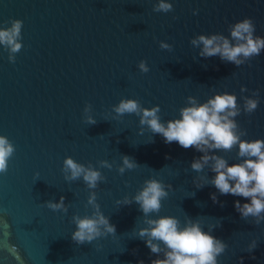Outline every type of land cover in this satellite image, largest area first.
Returning <instances> with one entry per match:
<instances>
[{
  "label": "water",
  "instance_id": "obj_1",
  "mask_svg": "<svg viewBox=\"0 0 264 264\" xmlns=\"http://www.w3.org/2000/svg\"><path fill=\"white\" fill-rule=\"evenodd\" d=\"M157 2L0 0V28L11 26L6 21H23L24 45L15 64L0 47V135L16 147L8 173L0 175V264H151L158 257L136 237L146 227L139 205L116 203L131 200L150 178L173 190L159 216L176 217L181 224L199 219L205 232L220 221L211 232L228 244L219 264H239L241 257L243 264H264V223L242 220L234 207L236 201H249L220 195L212 185L196 189L195 178L215 175L208 168L199 174L191 170L193 159L203 153L166 144L146 127L141 135L138 117L113 120L111 112L121 99H136L145 108L158 105L161 122H167L179 118L189 96L202 104L227 92L241 106L235 119L247 133L242 139L264 140V51L236 67L219 57L199 58L200 49L190 44L198 35L228 37L229 25L244 18L253 20L254 35L264 37V0H167L174 8L169 13L153 12ZM160 42L173 50H161ZM142 60L150 69L146 74L137 67ZM242 87L247 91L241 92ZM257 90L260 103L248 115L243 98H256L252 93ZM89 104L97 120L91 126L84 123ZM237 151L210 154L231 166L239 162ZM122 155L139 166L120 175ZM66 157L90 163L106 177L94 191L101 212L116 228L114 236L92 244L72 241L76 226L71 218L91 215L87 200L93 190L82 179L65 181ZM101 160L112 169L100 168ZM213 193L219 203H213ZM61 197L67 214L44 206ZM253 239L257 248L244 252Z\"/></svg>",
  "mask_w": 264,
  "mask_h": 264
},
{
  "label": "clouds",
  "instance_id": "obj_2",
  "mask_svg": "<svg viewBox=\"0 0 264 264\" xmlns=\"http://www.w3.org/2000/svg\"><path fill=\"white\" fill-rule=\"evenodd\" d=\"M153 12L169 13L174 11L172 3L167 0H158L153 5ZM198 10L193 11L197 15ZM175 19V17H174ZM5 24L10 27L0 28V47L8 52V62L15 64L16 55L20 53L24 45L22 41L23 21L10 20ZM229 36L222 34L198 35L190 40L193 48L200 49L198 57L208 59L219 57L222 62L231 63L240 67L259 56L264 51V37L254 35L256 28L251 18H244L242 21L229 25ZM161 50L171 52L172 45L160 42ZM141 73H148L147 62L142 60L138 64ZM247 89L241 88V92ZM256 98H243V112L251 115L256 111L259 101V91L252 93ZM186 107L179 110V118L161 122V109L154 106L145 108L136 99H121L112 107L113 120L122 118L125 115H135L139 118L140 133L143 134L145 127L152 135H160L166 144L178 143L183 149H195L203 153L202 156L194 158L190 168L196 173H202L205 168L215 173L214 177L198 176L193 183L196 189H202L207 185L214 186L220 195H232L248 200V203H234L235 210L244 221H251L259 226L264 223V140L256 139L248 141L242 139L247 133L242 131L236 122V117L241 114V106L237 103L234 94H216L205 103L189 96ZM91 105L84 108V123L91 126L97 124V120L90 114ZM107 121V120H105ZM119 142V141H117ZM150 142H153L152 139ZM149 142V143H150ZM238 148L237 160L229 166L228 160L220 155L210 154L213 152H231ZM15 145L5 136L0 135V175H6L9 170V161L14 158ZM122 166L117 172L123 175L126 170L131 171L139 165L134 158L122 155ZM170 159V157H166ZM100 168L112 169L113 165L107 160L98 162ZM66 182H74L82 179L90 191L87 205L91 206V215H73L71 220L76 226L72 233V241L77 245L92 244L101 238L114 236L116 228L110 223L100 210L96 202L95 189L106 177L92 164L87 166L76 162L71 157H66L61 169ZM38 180L39 173L34 174ZM173 191L170 184H164L156 178L144 181L142 188L136 192L130 200L128 197L118 200L116 203L121 206H128L132 203L139 205L143 213V227L138 230L136 237L145 242L150 253L158 258L151 261V264H219L218 258L223 256L228 249L221 239L211 235L214 227L220 226V221L210 225L205 232L199 219H186L183 224L173 216H159L162 209V201L168 199L169 192ZM210 198L213 203H219L215 193ZM53 212L67 214L68 207L64 203V197L59 202L48 201L44 204ZM223 207V204H221ZM158 218L153 219L151 216ZM258 246V241L253 239L244 252L252 253ZM162 257V258H159ZM255 259V256H251ZM138 264H144L141 260ZM239 264H243V257Z\"/></svg>",
  "mask_w": 264,
  "mask_h": 264
}]
</instances>
